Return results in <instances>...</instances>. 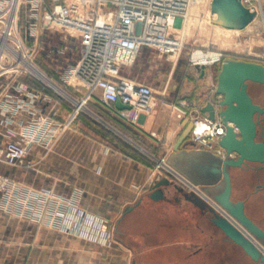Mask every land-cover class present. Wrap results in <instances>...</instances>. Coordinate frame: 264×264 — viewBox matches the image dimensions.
Here are the masks:
<instances>
[{"label":"crops","instance_id":"0c3cea01","mask_svg":"<svg viewBox=\"0 0 264 264\" xmlns=\"http://www.w3.org/2000/svg\"><path fill=\"white\" fill-rule=\"evenodd\" d=\"M29 45L36 46L43 71L75 100L32 78L1 79L0 147L16 140L27 147L28 155L20 167L0 163V174L11 177L20 192L47 188L61 196L66 218L36 221L32 212L16 202L19 195L11 206H5L0 195V264H256L213 223L207 208L188 201L183 193L164 187L165 201L150 199V188L159 178L156 160L166 158L212 204L202 187L208 184L210 162L219 155V147L200 146L190 134L176 151L187 120L169 117L160 96L151 114H138L132 121L120 116L123 110L117 103L107 108L100 91L88 97L84 87L67 85L61 78L78 63L81 42L64 29H45L37 43L29 40ZM155 52L156 58L141 52L136 64L121 74L165 90L171 102L187 100L204 108L219 72L206 67L204 74L201 67L183 63L175 69L177 78L163 76L162 85L156 86L142 74L143 69L158 68L163 56ZM21 83L33 99L22 94L24 107L7 110V96L17 95L16 86ZM256 85L250 83V95L264 105ZM83 100L86 108L77 112ZM34 112L44 115V123L34 121ZM230 174L232 200L243 201L248 217L264 230V167L250 163L231 168ZM56 206L51 203L50 209ZM41 208L36 204L34 212ZM73 216L84 217L82 234L75 231V222L71 230H65ZM91 218L113 228L112 242L96 240Z\"/></svg>","mask_w":264,"mask_h":264},{"label":"built area","instance_id":"2783aa9c","mask_svg":"<svg viewBox=\"0 0 264 264\" xmlns=\"http://www.w3.org/2000/svg\"><path fill=\"white\" fill-rule=\"evenodd\" d=\"M201 1L86 0L85 3H68L61 0H0V80L11 77V82H18L21 78H32L60 96L75 100L38 66L36 46L29 45V40L37 43L45 29H64L81 42L78 63L69 67L61 78L67 85L84 87L88 97L100 91L102 102L107 108H113L117 102L130 106L131 110L120 111V116L132 121L138 114H151L156 98L160 95L169 117L186 119L192 123L191 137L195 143L212 149L219 147V142L225 135V126L220 117L211 120L208 114L202 112L203 107L187 100L171 102L166 98V91L159 93L150 84L121 74L122 69L136 64L144 48L155 49L161 56L176 53L182 46L181 39H176L172 31ZM241 2L255 14L254 22L259 17L264 21V0ZM24 3L37 9L29 15L32 22L26 27V31L20 23V9ZM222 58L223 55L220 54L217 62ZM191 65L208 67L211 64L200 65L194 60ZM16 93L17 95L7 96V110L11 107L15 112L24 107L19 97L22 94L33 99L31 91L23 83L17 84ZM85 108L83 100L78 103L76 111L80 112ZM33 116L35 122L44 123L43 114L34 112ZM218 154H224L220 147ZM27 155V147L16 140L9 141L4 148L0 147V163L13 167L23 166ZM154 170L159 177L157 180L165 177L186 190L200 192L199 188L177 173L166 158L156 160ZM20 189L11 177L0 174V195L5 206H11L13 197L19 195L16 202L32 212L36 221L42 222L47 218L55 222L58 218H66L65 211L60 207L63 203L61 196L54 195L47 188L39 192H20ZM51 203H56V208L51 210ZM36 204L42 207L41 212H34ZM83 218L71 217L65 230H71L75 222V231L82 234L80 226ZM90 220L95 222L98 242L105 244L114 240L113 228H107L99 218ZM87 235L88 232H85L83 236Z\"/></svg>","mask_w":264,"mask_h":264},{"label":"water","instance_id":"95a60500","mask_svg":"<svg viewBox=\"0 0 264 264\" xmlns=\"http://www.w3.org/2000/svg\"><path fill=\"white\" fill-rule=\"evenodd\" d=\"M213 23L230 30H244L255 20V14L241 0H212ZM205 74V66L201 67ZM249 83L264 85V64L245 60L225 59L217 76V84L210 101L202 109L211 120L220 117L225 124V135L219 142L223 155H214L208 184L202 187L212 204L168 178L159 179L151 186L150 199L165 201L164 187H173L185 198L213 215V223L230 240L241 246L256 264H264V230L251 220L243 201L232 200L231 168L248 164L264 167V107L255 104L249 94ZM121 110L130 106L117 102ZM176 151L190 136L193 125L187 120ZM261 138V140H259ZM134 207L127 209L133 210Z\"/></svg>","mask_w":264,"mask_h":264},{"label":"rangeland","instance_id":"374dc122","mask_svg":"<svg viewBox=\"0 0 264 264\" xmlns=\"http://www.w3.org/2000/svg\"><path fill=\"white\" fill-rule=\"evenodd\" d=\"M62 2H79L85 3L86 0H61ZM211 1L202 0L196 5L190 15L181 21L173 32L176 39H181V48L176 52L163 55L158 68H146L142 70V74L148 78L156 86L162 85V77L169 79L177 78L179 74L175 71L176 67L183 63L191 64L193 55L196 52L205 54L220 53L223 58L220 62L213 63L208 67H214L217 72L220 71L222 62L225 59L245 60L248 62H264V21L258 18L250 27L240 31H229L219 27L213 23L216 18L211 14ZM51 4V3H50ZM37 11L32 5L24 3L20 9V23L26 31V27L30 25L29 15ZM183 31V32H182ZM182 32V33H181ZM183 35V37H182ZM148 49V48H147ZM150 49V48H149ZM142 50L145 57L156 58V50ZM158 52V51H157ZM40 54L36 53L37 64L41 67L39 61ZM159 55V52H158ZM256 93L260 94L258 99L264 97V86H255ZM159 93L165 90L155 89ZM160 96V95H158ZM172 167L173 163L168 161ZM190 191V190H188ZM197 193V192H196ZM198 194V193H197ZM199 195V194H198Z\"/></svg>","mask_w":264,"mask_h":264},{"label":"bare ground","instance_id":"6f19581e","mask_svg":"<svg viewBox=\"0 0 264 264\" xmlns=\"http://www.w3.org/2000/svg\"><path fill=\"white\" fill-rule=\"evenodd\" d=\"M219 27H221V26H219ZM227 30H229V31H240V30H230V29H227ZM182 37H183V35H182ZM219 57H220V54L219 53L205 54L203 52H196L193 55L194 60L197 63H199L200 65H210V64H213V63H215V62H217L219 60Z\"/></svg>","mask_w":264,"mask_h":264},{"label":"flooded vegetation","instance_id":"af4514ba","mask_svg":"<svg viewBox=\"0 0 264 264\" xmlns=\"http://www.w3.org/2000/svg\"><path fill=\"white\" fill-rule=\"evenodd\" d=\"M249 85H250V83H249ZM248 91H249V89H248ZM249 94H250V92H249ZM251 96V95H250ZM253 99V98H252ZM253 101H254V103L255 104H258V105H260V106H262V107H264V105H261V104H259L258 102H256L254 99H253ZM224 124V123H223ZM224 126H225V124H224Z\"/></svg>","mask_w":264,"mask_h":264}]
</instances>
